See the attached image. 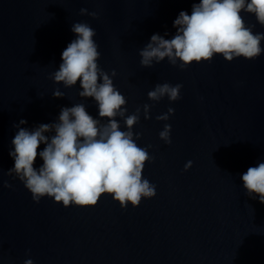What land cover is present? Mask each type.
I'll return each instance as SVG.
<instances>
[{
    "label": "water",
    "instance_id": "95a60500",
    "mask_svg": "<svg viewBox=\"0 0 264 264\" xmlns=\"http://www.w3.org/2000/svg\"><path fill=\"white\" fill-rule=\"evenodd\" d=\"M193 2L0 0V264H264V203L248 197L240 179L264 160V52L231 61L214 54L183 68L167 57L140 64L151 35L167 31L170 38L173 20L181 10L190 14ZM241 15L246 27L264 33L253 13ZM74 22L95 30L98 66L126 98L125 117L140 108L131 130L151 157L142 178L155 195L136 206L121 207L108 193L95 205L64 206L47 195L36 202L15 173L5 174L21 118L31 128L53 122L62 106L82 103L107 123L93 98L79 96V80L66 88L51 79L75 38ZM165 82L182 85L180 98L151 100L148 91ZM56 89L64 95L54 97ZM169 107V119L157 120ZM115 119L125 130L124 118ZM165 123L170 144L159 137ZM40 163L37 157L34 166Z\"/></svg>",
    "mask_w": 264,
    "mask_h": 264
},
{
    "label": "clouds",
    "instance_id": "9594fccd",
    "mask_svg": "<svg viewBox=\"0 0 264 264\" xmlns=\"http://www.w3.org/2000/svg\"><path fill=\"white\" fill-rule=\"evenodd\" d=\"M255 15L264 25V0H198L191 5V13L179 11L173 20L174 34L169 37L153 33L149 41L139 50L140 64L151 67L165 57L181 68L190 62L210 60L214 54L231 61L235 57L255 59L264 48L261 41L264 33H254L245 26L241 12ZM81 14L96 17V12L81 8ZM71 32L75 34L61 52V62L51 74L54 82H62L64 87L76 85L79 80V96L91 97L96 102L99 118H107L100 124L84 104L62 106L53 122L39 123L34 127H22L27 120L21 118L14 123L17 129L11 140L9 156L14 164L6 170V175L15 173L31 192L34 201L41 197H53L64 206L95 205L101 194H111L121 207L128 202L139 204L142 197L155 195V186L142 178L145 162L151 157L146 147H139L136 140L140 133H133V125L139 122L140 108L125 117L126 98L114 86L112 78L98 66V44L93 39L95 30L85 22H74ZM115 70L112 71L114 76ZM182 85L167 82L157 83L148 91V97L159 101L165 95L170 101L180 98ZM64 95L59 89L54 97ZM149 105H143V115L149 118ZM174 109L158 115L157 120L167 121ZM124 118L125 130H121L115 117ZM171 125L165 123L159 137L171 143ZM50 133V135H49ZM135 135V139L133 138ZM44 147L39 151L38 147ZM150 147V146H148ZM39 157L40 163L34 166ZM191 161L184 166L185 170ZM246 195L264 203V160L250 166L240 176ZM5 187H11L7 181ZM24 264H33L26 259Z\"/></svg>",
    "mask_w": 264,
    "mask_h": 264
}]
</instances>
